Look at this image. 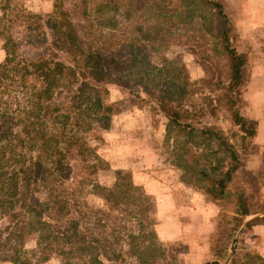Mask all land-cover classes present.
Returning <instances> with one entry per match:
<instances>
[{"label": "trees", "instance_id": "16d2710c", "mask_svg": "<svg viewBox=\"0 0 264 264\" xmlns=\"http://www.w3.org/2000/svg\"><path fill=\"white\" fill-rule=\"evenodd\" d=\"M111 7L128 25L125 56L106 52L100 34L94 47L82 49L74 27L58 12L63 18L51 19L52 33H41L38 55L28 57L18 52L12 30L35 23L0 0V214L6 218L0 264H43L52 257L60 264H155L161 257L151 198L130 172L115 170L108 186L94 179L108 168L96 139L119 111L106 100L108 85L154 104L166 119L163 145L170 163L207 199H221L242 166L230 143L235 133L227 136L215 123L220 113L242 142L256 131L241 107L246 59L233 44L222 1L112 0ZM134 18L145 20L143 27ZM174 47L187 48L205 68L199 85L184 77L182 63L164 56ZM262 211L264 202L249 208L238 195L232 229ZM253 225L264 226V213L243 224ZM213 236L210 249L220 253L221 236ZM243 256L244 264H264L257 251ZM228 264L236 263L231 258Z\"/></svg>", "mask_w": 264, "mask_h": 264}, {"label": "rangeland", "instance_id": "374dc122", "mask_svg": "<svg viewBox=\"0 0 264 264\" xmlns=\"http://www.w3.org/2000/svg\"><path fill=\"white\" fill-rule=\"evenodd\" d=\"M7 1L11 7L23 9L24 14L35 23L27 29L18 27L12 30L13 41L20 54L28 57L38 55L36 47L41 33H52L50 21L56 19L60 22L63 18L57 16L60 12L74 27L82 49L94 47L100 34L106 42V52L115 58L125 56L128 25L122 20L119 11L111 7L112 0ZM221 1L227 13L238 3L236 0ZM133 21L138 27H143L145 22L137 18ZM232 32L234 46L245 55L244 52L248 53L251 46L244 42L243 37H238L234 25ZM207 40L210 44L218 41L216 38ZM4 56L0 43V62ZM164 56L175 63H182L183 75L190 83L198 82L199 85L206 76L205 68L187 48L174 47ZM249 75V71H246V81L241 87L244 115L254 101V97H251L254 93L250 95L245 89ZM106 90V100L115 103L119 111L111 117L108 129L96 139L98 152L107 162L108 168L97 171L94 179L108 186L114 181L115 170H127L133 182L150 196L154 238L163 248L155 264H228L231 258L236 264H244L245 250L259 253L260 238L257 235L261 236L262 232L257 230L259 233H252V229H245L243 224L264 211L245 216L241 225L234 229L232 226L235 221L232 218L238 195L246 200L249 208H256L264 202V121L258 125L256 136L242 142L235 128H229L227 120L218 113L216 125L222 131H229L226 132L227 136L230 131L235 133L230 143L237 151L242 166L232 173L224 196L210 200L204 197L201 190L183 182L180 179L181 170L170 163L168 148L163 145L166 119L154 104L132 100L129 90L122 86L108 85ZM262 104L257 102L261 111ZM90 202L97 204L99 200L92 198ZM5 221V216L0 214V226ZM210 236L221 238L219 242L224 248L220 253L210 249ZM32 245L33 237H28L25 247L30 248ZM43 264H60L59 257H52ZM250 264L262 263L254 259Z\"/></svg>", "mask_w": 264, "mask_h": 264}, {"label": "crops", "instance_id": "0c3cea01", "mask_svg": "<svg viewBox=\"0 0 264 264\" xmlns=\"http://www.w3.org/2000/svg\"><path fill=\"white\" fill-rule=\"evenodd\" d=\"M238 3L228 12L232 27L236 28L238 37L244 38V42L251 46L249 52L245 53L246 66L249 68L248 81L246 82V91L254 93L253 105L247 109L244 116L249 120L256 122L255 136L257 135L258 125L264 121L263 111L258 109L257 102L264 103V0H236ZM253 33V34H252ZM237 49V48H236ZM239 51V49H237ZM243 52V51H239ZM248 100V98H247ZM252 233L261 231L259 253L264 257V226L253 225ZM258 230V231H257Z\"/></svg>", "mask_w": 264, "mask_h": 264}]
</instances>
